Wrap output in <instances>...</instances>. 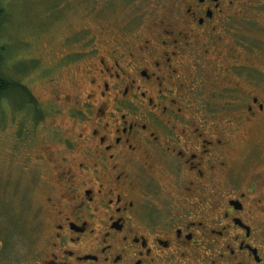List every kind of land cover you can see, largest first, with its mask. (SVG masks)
Returning a JSON list of instances; mask_svg holds the SVG:
<instances>
[{
	"label": "flooded vegetation",
	"instance_id": "af4514ba",
	"mask_svg": "<svg viewBox=\"0 0 264 264\" xmlns=\"http://www.w3.org/2000/svg\"><path fill=\"white\" fill-rule=\"evenodd\" d=\"M91 2L27 250L1 227L0 264H264V0Z\"/></svg>",
	"mask_w": 264,
	"mask_h": 264
},
{
	"label": "rangeland",
	"instance_id": "374dc122",
	"mask_svg": "<svg viewBox=\"0 0 264 264\" xmlns=\"http://www.w3.org/2000/svg\"><path fill=\"white\" fill-rule=\"evenodd\" d=\"M5 2L8 16L1 31L8 53L2 69L27 86L37 109L33 113L24 105L20 93L0 100V228L11 224L16 252L25 253L29 241L19 236L29 235L34 225L46 174L37 155L44 138H52L44 137V130L56 125L67 130L66 119L56 116L63 103L55 96L73 94L81 85L82 67L68 66L63 56L73 34L83 41L96 24L91 0Z\"/></svg>",
	"mask_w": 264,
	"mask_h": 264
},
{
	"label": "trees",
	"instance_id": "16d2710c",
	"mask_svg": "<svg viewBox=\"0 0 264 264\" xmlns=\"http://www.w3.org/2000/svg\"><path fill=\"white\" fill-rule=\"evenodd\" d=\"M5 3V0H0V100L11 95L13 96L15 93H20L23 104H29L28 107L33 110V113H36L37 109H33L31 106L33 103L35 104V99L31 96L27 86L21 80L12 78L2 69L8 53V48L5 42H3L1 31L3 30L4 21L8 16Z\"/></svg>",
	"mask_w": 264,
	"mask_h": 264
}]
</instances>
